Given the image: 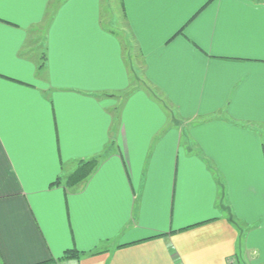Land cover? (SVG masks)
<instances>
[{
	"label": "crops",
	"instance_id": "crops-1",
	"mask_svg": "<svg viewBox=\"0 0 264 264\" xmlns=\"http://www.w3.org/2000/svg\"><path fill=\"white\" fill-rule=\"evenodd\" d=\"M225 2L168 0L169 7L158 9L148 7V0H2L0 12L20 19L27 29L0 33V67L18 85L5 90L7 107L47 129L49 104H55L66 123L70 119L68 155L81 162L100 158L110 130L111 109L94 99L97 91L86 90L116 96L107 102L116 108L126 105L133 130L138 193H128L127 161L122 171L119 162L102 168L100 158L93 174L74 189L66 178L81 163L63 173L61 187L82 193L75 204L78 238L70 239L62 226L69 206L58 197L49 231L58 252L80 254L71 264H259L262 234L246 235L244 257L240 239L249 222L260 226L264 216L261 21L243 7L251 0H227V25L219 43L214 40L209 48L208 33L218 26L213 23L217 4L223 12ZM65 4L49 31L56 10ZM121 21L125 28L117 29ZM40 28L46 56L41 72L43 62L30 44ZM177 29L183 34L169 44ZM25 45L30 62H18L15 57ZM250 57L257 62H249ZM38 77L62 87L36 92L29 81L43 83ZM133 82L134 87H126ZM178 149L182 155L174 166ZM108 151H115L114 142ZM49 167L55 168L54 160ZM21 168L30 188H48L46 178L24 157ZM7 180L14 191L0 198V264H44L34 246L15 243L30 241L36 224L31 198L25 200L21 191L23 181ZM141 198L144 203L138 206Z\"/></svg>",
	"mask_w": 264,
	"mask_h": 264
},
{
	"label": "snow or ice",
	"instance_id": "snow-or-ice-1",
	"mask_svg": "<svg viewBox=\"0 0 264 264\" xmlns=\"http://www.w3.org/2000/svg\"><path fill=\"white\" fill-rule=\"evenodd\" d=\"M23 6V3H21ZM65 4L56 10V15L52 17L49 25V31L52 30V25L57 22L59 15L61 14L62 8L67 7ZM148 7L163 9L169 7L168 0H148ZM201 8L203 5L200 6ZM230 7L229 3L225 2L223 5L224 11L220 12V5L217 4L218 11L213 16L214 27L213 31L208 33L209 48L212 47V43H219V36L224 31L227 22L228 15L227 10ZM243 7L247 10L248 14L253 18H259L261 21L260 27V55L258 62L264 65V0H260L257 4L256 0H251V3H246ZM0 8H2V0H0ZM11 21V23H8ZM42 26V25H38ZM184 25H181L183 27ZM19 27L21 31H27L26 28L21 24L20 19H14L10 15H3L0 12V33L5 30L15 31ZM97 27L100 28L102 25L97 23ZM183 34L180 29H177L176 33L168 40V43H172L176 39L177 35ZM197 44L199 41H195ZM203 48V45H201ZM207 52V49H204ZM27 53V45H25L22 51H19V55L15 57L18 62H30V57ZM249 62L255 63L257 59L250 57ZM34 63V61H31ZM2 64V59H0ZM0 72H3L0 67ZM12 75L11 72H3L0 76V198L6 194L12 193L14 190L11 183L7 180V177H16V182L23 181L21 191L25 194V200H30V207L32 209V215L36 224V232L34 237L30 241H18L15 242L17 245H32L39 255L44 257V264H71L66 259L68 253L59 251L55 247V244L51 240V232L49 231L50 223L56 213V208L53 201L58 197L62 201H67L68 212L62 217V226L66 230L69 238L77 237L80 228V221L77 217V211L75 208L76 201L82 195V193L71 192L67 188L61 187V179L63 173L75 165L81 163L77 158L70 157L69 143L72 135L70 119L66 123L65 116L60 112L55 104H49V112L52 115V120L47 129L43 127H37L34 124H30L26 121L23 113H17L7 107L5 104V90L16 89L17 83L9 81L8 76ZM21 78H16L18 81ZM39 80L44 81L43 83H37V80L29 81V84L35 85V91L39 92L41 89L45 91L48 88L54 90L62 87L55 85L47 77H38ZM134 87V82L126 87ZM71 87H75L74 85ZM32 91V89H30ZM86 91H97L99 95L94 99L99 100L103 105L104 109H111L109 114L110 130L107 133L108 139L105 140V148L100 151V158L103 160L101 167H106L113 162H119L120 168L124 171V162L127 161L128 167L124 175V181L128 185V193L130 195L136 194L140 191V180L136 173V142L133 138V130L128 120L126 119L127 113L125 111L126 105H121L116 108L115 104L108 103L111 99L116 100V96L108 97L104 95L106 90H86ZM135 93H133L134 95ZM60 93L56 92L58 98ZM52 97L49 96V100ZM6 126L8 131H5ZM173 125L169 123L168 129H171ZM167 134V129L162 135ZM115 143V151L109 152L108 147L111 143ZM158 143V141H157ZM156 150V145H153V151ZM181 152L178 149L176 157L173 158L174 166L178 164L181 158ZM21 157L28 159L31 165L46 178V182L49 184L46 190L33 189L28 186L27 180L24 176V171L21 168ZM262 160H264V152L261 154ZM50 160H54L55 168L50 170ZM2 203V200H0ZM144 203L143 198L137 201L138 206H142ZM43 205V210H42ZM176 207L179 208V200L176 201ZM235 211V209H234ZM260 211L264 213V202L261 203ZM47 217V218H46ZM241 219H247L241 217ZM260 226L252 227L251 222L248 223L249 229L248 235L254 236L257 232L262 234L264 239V216L259 217ZM137 227L140 225L137 224ZM69 248L73 245L70 243ZM261 247V246H257ZM259 264H264V247H261V257H258ZM251 264V260L249 261Z\"/></svg>",
	"mask_w": 264,
	"mask_h": 264
},
{
	"label": "trees",
	"instance_id": "trees-1",
	"mask_svg": "<svg viewBox=\"0 0 264 264\" xmlns=\"http://www.w3.org/2000/svg\"><path fill=\"white\" fill-rule=\"evenodd\" d=\"M46 56H44L43 63L39 65L38 71L41 72L45 68ZM100 158H93L88 161L81 162V165L76 169V171L66 178V185L72 189L81 186L95 171L99 165ZM60 183H63L62 180ZM67 260H79L81 258L77 251H67Z\"/></svg>",
	"mask_w": 264,
	"mask_h": 264
},
{
	"label": "rangeland",
	"instance_id": "rangeland-1",
	"mask_svg": "<svg viewBox=\"0 0 264 264\" xmlns=\"http://www.w3.org/2000/svg\"><path fill=\"white\" fill-rule=\"evenodd\" d=\"M109 9L107 10V12L105 13L106 17H109ZM117 29H120V28H125L124 27V24L123 22L121 21L120 23H117ZM44 32L43 31V28H40L39 30H37V32L35 33V36H34V40L33 42L31 41V45L33 48H35L37 50V53H38V56L40 58V63H42L43 59H44V50H45V43H44ZM126 34V33H125ZM127 42L132 46L133 43L131 42V39L127 38ZM138 75H139V78H140V81L143 82V73L141 71V69L139 68V72H138ZM146 85V84H145ZM79 167V166H78ZM248 233V230L246 229H243V232H242V236H241V239H240V242L242 243L240 245V242H239V245H240V251H241V257H244V241L246 240V235ZM240 264H249V262H247L246 260L245 261H242ZM251 264H256L254 261H251Z\"/></svg>",
	"mask_w": 264,
	"mask_h": 264
}]
</instances>
